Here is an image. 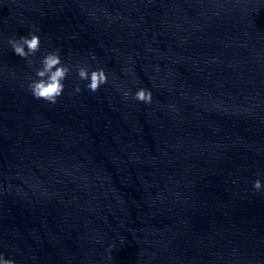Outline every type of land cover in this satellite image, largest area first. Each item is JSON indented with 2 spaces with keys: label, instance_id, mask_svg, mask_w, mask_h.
<instances>
[{
  "label": "water",
  "instance_id": "95a60500",
  "mask_svg": "<svg viewBox=\"0 0 264 264\" xmlns=\"http://www.w3.org/2000/svg\"><path fill=\"white\" fill-rule=\"evenodd\" d=\"M33 26L108 83L74 93L73 71L55 104L35 99V64L7 43ZM258 175L264 0H0V252L16 264H264Z\"/></svg>",
  "mask_w": 264,
  "mask_h": 264
},
{
  "label": "clouds",
  "instance_id": "9594fccd",
  "mask_svg": "<svg viewBox=\"0 0 264 264\" xmlns=\"http://www.w3.org/2000/svg\"><path fill=\"white\" fill-rule=\"evenodd\" d=\"M14 54L26 60L29 67H33V72L27 77L26 87L30 94L38 100H43L48 104H55L66 87L65 81L70 77L71 73L75 72L77 82L73 85V92L79 93L83 88L89 92H96L97 89L108 83L109 74L104 67H91L86 61L67 62L61 55L59 48L41 49V36L39 30L34 26L26 34L11 35L7 39ZM40 53L36 61L33 57ZM95 61L96 57L91 54ZM122 97L127 99L131 96L136 101L150 104L153 99L150 88L143 86L137 87L135 91L130 88H120ZM173 107V106H169ZM252 188L256 191H264V181L257 176L252 181ZM111 247V245L109 246ZM0 264H16V261L11 256H5L0 252Z\"/></svg>",
  "mask_w": 264,
  "mask_h": 264
}]
</instances>
